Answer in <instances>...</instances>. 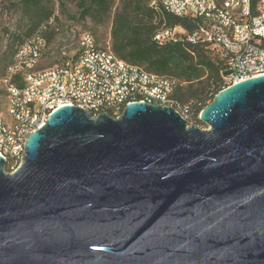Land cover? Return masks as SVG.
<instances>
[{"label":"water","instance_id":"obj_1","mask_svg":"<svg viewBox=\"0 0 264 264\" xmlns=\"http://www.w3.org/2000/svg\"><path fill=\"white\" fill-rule=\"evenodd\" d=\"M200 121L52 113L15 172L0 157V264H264V75Z\"/></svg>","mask_w":264,"mask_h":264},{"label":"built area","instance_id":"obj_2","mask_svg":"<svg viewBox=\"0 0 264 264\" xmlns=\"http://www.w3.org/2000/svg\"><path fill=\"white\" fill-rule=\"evenodd\" d=\"M151 6L177 17L203 18L192 40L204 41L225 65V88L264 75V0L260 12L252 15L251 0H155ZM179 28H164L155 36L163 45L178 41ZM58 63L35 70L51 51L41 37L20 47L15 63L2 82L0 97V157L15 172L23 163L29 135L41 129L49 116L66 106L119 117L125 107L136 102L172 107L185 120L193 116L191 107L175 97L177 81L151 74L144 68L120 60L110 48L98 46L90 33L77 39H61ZM53 54V53H51ZM47 59V58H44ZM26 69L25 87L12 83L13 76ZM199 114V119H200Z\"/></svg>","mask_w":264,"mask_h":264},{"label":"trees","instance_id":"obj_3","mask_svg":"<svg viewBox=\"0 0 264 264\" xmlns=\"http://www.w3.org/2000/svg\"><path fill=\"white\" fill-rule=\"evenodd\" d=\"M71 1L75 3L77 14L70 18L77 24L88 20L104 23L112 19L111 51L116 57L142 67L151 74L177 81L179 84L174 97L183 105L191 107L193 116L188 120L189 124L205 127L199 119V114L220 91L225 89L223 82L225 65L209 49L206 42L195 43L192 40L193 35L205 24L203 18L177 17L164 10L157 11L151 6L155 0H118L117 7L115 0ZM215 1L221 4L226 0ZM260 1L251 0L252 15L259 14ZM20 3L22 12L30 23L25 33L26 40L20 42L22 44L20 47L37 36L41 37L47 47L53 50L43 56L53 61L54 66L60 58L59 50L56 49L59 45L57 43L67 35L72 36L73 31L76 39L82 34L76 31L74 24L64 29L59 26L60 19L55 15V6L59 4L60 9L64 11L65 1L21 0ZM164 28H179L182 32L177 35L178 41L160 45L155 36ZM93 38L100 46L94 36ZM44 58L41 62L46 60ZM39 65L36 71H39ZM26 73V69L18 71L13 76L12 83L24 88ZM6 75L0 77L1 97L6 96L2 82ZM109 114L114 117L112 113ZM11 171V167L8 166L7 172L12 173Z\"/></svg>","mask_w":264,"mask_h":264},{"label":"rangeland","instance_id":"obj_4","mask_svg":"<svg viewBox=\"0 0 264 264\" xmlns=\"http://www.w3.org/2000/svg\"><path fill=\"white\" fill-rule=\"evenodd\" d=\"M66 9L62 11L59 4L55 6V15L59 17V26L64 29L68 25H73L78 32H87L95 37L101 47L111 49V30L112 19L106 20L104 23H96L88 20L84 23H75L70 18L76 16L77 9L75 3L71 0H64ZM115 7L118 6V0H115ZM21 0H0V77L7 74L8 69L15 63V58L20 42L26 40L27 30L29 29V20L21 9ZM69 37V38H68ZM70 39L71 36L67 35ZM51 51H53L51 49ZM216 56L217 53H214ZM53 61L49 59L40 62L39 70L51 68ZM2 95V94H1ZM1 97V96H0ZM3 101L5 97L1 98ZM207 129V126L202 127ZM8 165L6 166L7 171ZM12 172V171H11Z\"/></svg>","mask_w":264,"mask_h":264}]
</instances>
